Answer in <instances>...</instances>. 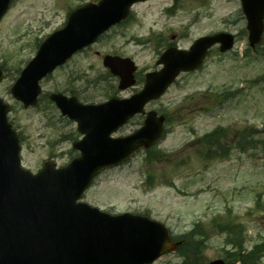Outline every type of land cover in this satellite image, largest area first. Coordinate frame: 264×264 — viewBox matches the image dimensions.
<instances>
[{"label": "rangeland", "instance_id": "obj_1", "mask_svg": "<svg viewBox=\"0 0 264 264\" xmlns=\"http://www.w3.org/2000/svg\"><path fill=\"white\" fill-rule=\"evenodd\" d=\"M97 0H14L0 23V66L6 77L0 96L21 136L22 163L38 171L43 162L66 166L79 155L82 135L48 97L72 90L84 103L129 98L158 70L170 46L188 49L205 35L232 33L236 44L221 54L214 48L203 67L184 74L166 94L146 107L167 117L163 138L128 163L102 172L84 201L112 214L131 212L164 223L181 247L154 264H264V40L252 50L239 0H147L134 5L127 22L111 28L41 82L37 106L24 108L10 90L38 46L64 26L68 12ZM131 58L138 83L121 91L105 81V55ZM229 94V95H225ZM226 96V97H225ZM136 116L115 136L130 134L144 121ZM226 130L220 157L202 152L203 136ZM252 129L253 137L245 130ZM246 135L245 139L243 136ZM207 158V159H206Z\"/></svg>", "mask_w": 264, "mask_h": 264}, {"label": "water", "instance_id": "obj_2", "mask_svg": "<svg viewBox=\"0 0 264 264\" xmlns=\"http://www.w3.org/2000/svg\"><path fill=\"white\" fill-rule=\"evenodd\" d=\"M137 1L102 0L74 12L66 28L42 44L14 85V97L26 107L35 105L39 81L110 26L125 20ZM9 2L0 0V18ZM241 2L254 46L264 32V0ZM218 42L225 51L233 46V37L203 38L190 51L169 49L159 61L164 68L149 74L144 90L130 100L84 106L76 98L51 95L63 114L76 119L86 134L74 145L82 155L60 170L50 162L37 175L21 167L19 139L7 123L8 105L0 101V264H149L176 249L178 244L172 243L168 230L158 222L131 214L111 216L77 200L102 169L130 159L141 146L150 147L160 138L163 118L155 112L134 135L119 139L110 135L141 113L148 101L162 95L181 71L196 69ZM105 65L121 77V88L134 84L129 59L107 57Z\"/></svg>", "mask_w": 264, "mask_h": 264}, {"label": "trees", "instance_id": "obj_3", "mask_svg": "<svg viewBox=\"0 0 264 264\" xmlns=\"http://www.w3.org/2000/svg\"><path fill=\"white\" fill-rule=\"evenodd\" d=\"M211 138H212V135L210 136V138L207 139V141L210 140ZM181 250L184 251V245L183 244H182Z\"/></svg>", "mask_w": 264, "mask_h": 264}]
</instances>
